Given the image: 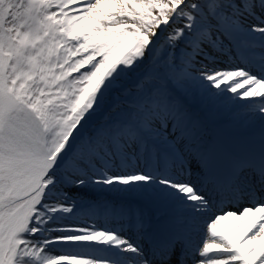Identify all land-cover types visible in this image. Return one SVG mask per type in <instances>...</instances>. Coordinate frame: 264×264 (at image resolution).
<instances>
[{
    "label": "snow or ice",
    "instance_id": "obj_1",
    "mask_svg": "<svg viewBox=\"0 0 264 264\" xmlns=\"http://www.w3.org/2000/svg\"><path fill=\"white\" fill-rule=\"evenodd\" d=\"M0 264H264V0H0Z\"/></svg>",
    "mask_w": 264,
    "mask_h": 264
},
{
    "label": "bare ground",
    "instance_id": "obj_2",
    "mask_svg": "<svg viewBox=\"0 0 264 264\" xmlns=\"http://www.w3.org/2000/svg\"><path fill=\"white\" fill-rule=\"evenodd\" d=\"M231 210L235 211V210H237V209H235V208L233 207ZM225 223L227 224L228 222H225Z\"/></svg>",
    "mask_w": 264,
    "mask_h": 264
},
{
    "label": "rangeland",
    "instance_id": "obj_3",
    "mask_svg": "<svg viewBox=\"0 0 264 264\" xmlns=\"http://www.w3.org/2000/svg\"><path fill=\"white\" fill-rule=\"evenodd\" d=\"M89 223H91V221H88Z\"/></svg>",
    "mask_w": 264,
    "mask_h": 264
}]
</instances>
